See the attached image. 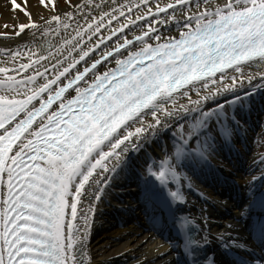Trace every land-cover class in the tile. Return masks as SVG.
Wrapping results in <instances>:
<instances>
[{"label": "snow or ice", "instance_id": "1", "mask_svg": "<svg viewBox=\"0 0 264 264\" xmlns=\"http://www.w3.org/2000/svg\"><path fill=\"white\" fill-rule=\"evenodd\" d=\"M39 2L53 11L35 21L29 0H10L12 10L28 18L14 35L39 31L58 43L49 44L46 54L27 46L0 52L8 57L2 63H11L0 66V264H91L95 206L85 201H99L111 184L114 177L106 174L117 173V165L109 161H122L140 148L137 140L167 127L164 118L177 115L166 107L169 101L217 73L226 77L232 69L239 75L223 88L232 97L203 113L205 120L226 106L237 105L239 112L264 88V0H226L214 9L211 0L164 6L160 0H77L63 15L55 11L56 0ZM192 3L204 7L185 17L178 38L161 42L153 35L157 23L168 22L157 19L161 13L167 17ZM141 21L147 30L121 42L125 30ZM134 43L140 47L130 50ZM112 57L115 66L100 72ZM253 65L258 74L245 76L242 69ZM259 239L264 244V221Z\"/></svg>", "mask_w": 264, "mask_h": 264}, {"label": "bare ground", "instance_id": "2", "mask_svg": "<svg viewBox=\"0 0 264 264\" xmlns=\"http://www.w3.org/2000/svg\"><path fill=\"white\" fill-rule=\"evenodd\" d=\"M5 1L7 3H4ZM169 1L173 0H160V3L163 4ZM76 2L77 0L70 4H75ZM79 2L82 3V0H79ZM120 2H124V0H120ZM155 2L156 0H151L152 4H155ZM225 2L226 0H211V6L213 9L215 7H222ZM9 7L10 0H0V18L7 20L15 19L14 14L11 11L6 10V13L3 11V9H9ZM203 7L204 5L202 3L200 4V8H197L196 4L192 3L183 9L177 8L175 13H172V11L169 10L167 17L160 14L157 19H167L168 22L157 23L155 26L158 28V32L153 33V35H159L163 39L174 34H179L183 30L182 25L184 24L185 17L190 12L196 13L200 11ZM29 11L33 13V20L40 21L42 17L48 18L53 10H44L42 6H32L31 0H29ZM55 11L63 15L64 12L73 11V9L70 8L68 4L66 6H59ZM142 12L143 9H141V12H136L134 10L131 14V18L135 19V16L142 14ZM173 15L175 16V19H172ZM17 19L19 24L28 22V18L25 15H20ZM153 19L154 18L149 17V20ZM123 22L122 19L121 23ZM116 26H118L116 22H113V27ZM145 29H147V24L144 21L138 22V24L133 26L131 30H125L121 40ZM148 42H155V40H149ZM57 43V37L52 35L45 36L39 31L35 32L33 35L32 30H26V32L19 37H16L12 33L0 35V52L11 50L14 53L18 49H31L37 54H46L45 49L48 48L49 44L56 45ZM115 43L116 38L109 43L108 48L115 45ZM6 59H8L7 56H0V66L11 67V63H8L7 65L2 63V61ZM114 60V57L110 58V62H105L99 70L108 67ZM21 62H28L26 55L22 58ZM226 71V77L217 73L215 77L208 80L206 85L204 83H198L195 88H189L187 90V95L177 94L175 101H169L166 105L167 108L177 112V115L175 116L164 118L167 127L160 126L154 132L150 131L147 133L145 139L137 140L136 142L140 144V148L136 151L130 150L124 155L122 161H109L110 165H117V173L106 174L114 177L111 184L106 187L102 194V198L99 201L94 199L85 201L86 207L89 202L95 206V212L92 216V228L88 241V252L91 258V264L175 263V258L171 254V252H173L170 248L171 245L166 241H161V238L155 234L143 233L141 229L143 226L142 219H139V224L136 226L132 225L129 221H125V218L130 216V212L127 207L124 208V211L121 210V204L118 203L117 197L118 192H121L124 180L128 177L127 171H129V166H132V169L137 167L136 172L138 173L139 171L143 179L147 181V187L142 191L143 194L146 192L151 195L153 200L158 199L161 202H165L166 207L170 210V203H172L174 208L179 207L185 214L196 219L201 226L200 235H206L204 238L207 239L209 243L212 242V239L218 240L224 236L227 238L238 237V229L232 226L233 224L227 219L229 218V215L224 213L227 206L220 204L218 200H215L219 195L211 194V192L197 191L187 183L185 176L181 172V166L189 164L187 163L188 160L181 156V152L185 151L186 146H188L190 142H195L196 148L201 153H204V150H213L216 153L217 162H215V165L211 168L215 167V169L220 170L222 178H220L219 175L217 179L223 181L224 184L227 185L225 179L237 181L240 187L249 180L250 183H258L260 180H264V162H262L264 159L255 157L250 160L247 166L240 164V169H244L246 174V178L242 180L237 178V174L227 171V169H232V166L226 167L223 165L222 158H224V152H228L229 150L232 151V149L229 146H226L223 150L222 146H216L214 142L215 138L211 139L207 136L205 142H203L201 138L205 129L209 128L215 137L222 141V143H234L231 147L237 151L236 156L238 159L235 156L236 158L234 157L233 161L235 160L238 163L239 161H242L243 158L239 157L238 153H240L241 149L249 146L252 134L251 129L252 127H255V124L253 126L252 124L248 126L236 122L235 126L237 132H234L226 127L221 115L219 117L212 116L206 126H203L200 123L193 126L188 140L180 145L171 142V139L174 137L170 132V125L175 120L190 116L198 112L202 107L215 103L223 99L225 96L228 98L232 96V93L223 92V88L225 85L231 84V77L233 75L238 76L239 73H235L232 69ZM242 71L245 76H247L254 73L258 74L259 69L253 65L252 67L245 66ZM42 82L43 81H41V83ZM247 86L248 85H246V87ZM217 93H219V95H217ZM209 96H212L213 98L206 99V97ZM227 108L230 113V107ZM147 119L151 120L152 117L149 116ZM236 133L241 136V140L236 136ZM235 142H238V144H235ZM210 165L211 162H208V165H205V168H209ZM161 172L165 173L163 177H160L159 175ZM188 189L194 194L190 197L193 196L196 200H193V198L187 200L189 193ZM173 193L176 195H173ZM256 197L257 196L250 197V201H264L263 193L259 195V198ZM111 226H115L112 233L101 237L103 239L95 237L98 232L107 230V228Z\"/></svg>", "mask_w": 264, "mask_h": 264}, {"label": "rangeland", "instance_id": "3", "mask_svg": "<svg viewBox=\"0 0 264 264\" xmlns=\"http://www.w3.org/2000/svg\"><path fill=\"white\" fill-rule=\"evenodd\" d=\"M74 1L75 0H56L57 8H59V6H66V5H68ZM4 3H7V2L5 1ZM31 5L35 6V7H41L42 6L40 4L39 0H31ZM6 10L11 11L14 14L15 19L7 20V19L0 18V35L9 34V33L14 34V32L16 30V26L20 25L17 17L20 15H25L23 12L13 11L11 6L9 7V9H3V11L5 13L7 12ZM49 10H51V9H49ZM257 82H259V81H254V83H257ZM250 87L251 86H247L245 88V90H249ZM261 90L264 91V88H261ZM241 94H242V92H241ZM217 102L223 103V99H221ZM217 102L212 103L208 106L202 107L200 110H198V112H196L190 116H185L184 118H179V119L175 120L170 125V129L178 137H180L182 135L185 138V140H188L189 134L191 132V128L195 124H197L198 117L200 119L204 118V116L202 114L210 111L211 108H215L216 105H218ZM251 106H254V105L251 104ZM237 107L238 106L235 105V108H237ZM252 117H256V118L259 117V123H257V124H259L261 127L257 131L253 132V138H251L252 139L251 147H250L247 155L249 157L258 156V157H261L264 159V102L262 103V106H261V112L254 114ZM187 152L193 153L190 150H187ZM114 227L111 226V227H108L107 230L98 232L95 237L100 239L101 237H104V235H108V234L112 233L114 230ZM101 239H103V238H101Z\"/></svg>", "mask_w": 264, "mask_h": 264}]
</instances>
